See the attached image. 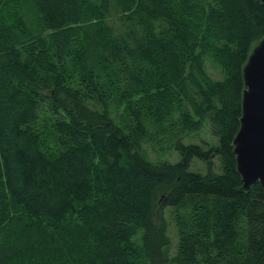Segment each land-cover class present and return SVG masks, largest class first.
<instances>
[{"label": "trees", "instance_id": "16d2710c", "mask_svg": "<svg viewBox=\"0 0 264 264\" xmlns=\"http://www.w3.org/2000/svg\"><path fill=\"white\" fill-rule=\"evenodd\" d=\"M262 38V0H0V264H264L234 152Z\"/></svg>", "mask_w": 264, "mask_h": 264}, {"label": "water", "instance_id": "95a60500", "mask_svg": "<svg viewBox=\"0 0 264 264\" xmlns=\"http://www.w3.org/2000/svg\"><path fill=\"white\" fill-rule=\"evenodd\" d=\"M243 79V112L234 152L248 190L258 181L264 186V38L254 44L243 67Z\"/></svg>", "mask_w": 264, "mask_h": 264}, {"label": "rangeland", "instance_id": "374dc122", "mask_svg": "<svg viewBox=\"0 0 264 264\" xmlns=\"http://www.w3.org/2000/svg\"><path fill=\"white\" fill-rule=\"evenodd\" d=\"M207 67H208V71L210 72V74L213 77L221 78V76H222L221 70L215 64V62L213 61L212 58L208 59ZM121 111H122V109L120 110V112ZM57 115H59V114L54 113L48 105H45L44 109L41 113L40 120L38 122V128L41 127V129L43 131L44 145H45L46 149L51 154L55 153L57 151V145H56L55 140H54L55 132L53 129V122H54L55 118L57 117ZM200 138L204 139L210 143H215V141H216V138L213 137V135H211V133L209 132V129L207 127L204 128L203 131L201 132ZM173 159L175 160L176 157L174 156ZM194 168L204 170L203 164L201 162H197V164L194 165ZM172 234H173V238H174L173 250L175 252L177 242H176V236H175L174 231Z\"/></svg>", "mask_w": 264, "mask_h": 264}]
</instances>
